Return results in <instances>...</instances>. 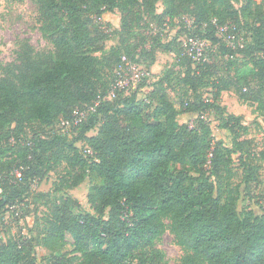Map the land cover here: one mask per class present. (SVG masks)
Instances as JSON below:
<instances>
[{
    "label": "trees",
    "instance_id": "trees-1",
    "mask_svg": "<svg viewBox=\"0 0 264 264\" xmlns=\"http://www.w3.org/2000/svg\"><path fill=\"white\" fill-rule=\"evenodd\" d=\"M35 2L39 29L53 48L38 52L18 42L0 76V208L18 205L33 180L64 164L57 190L90 178L93 212H76L71 196L45 195L42 228L35 237L20 232L0 240V264H40L37 244L49 251V264H164L155 245L167 230L185 251L182 264H264V206L256 212L240 200L260 182L264 146L242 138L243 116L221 103L233 90L264 117V0ZM107 12L120 14V41L110 48L111 24L99 20ZM151 21L181 29L164 41L161 31L149 30ZM230 23L238 25L233 45L218 30ZM243 29L251 41L239 45ZM182 36L208 39L211 58L207 52L198 63L184 55ZM173 50L185 71L152 73L153 82L152 75L131 95L104 99L62 132L74 109L95 104L107 78L109 90L123 55L152 72L157 54ZM186 113L196 116L193 124L179 122ZM210 114L230 131L232 146L215 139ZM67 236L72 249L63 252Z\"/></svg>",
    "mask_w": 264,
    "mask_h": 264
},
{
    "label": "rangeland",
    "instance_id": "rangeland-1",
    "mask_svg": "<svg viewBox=\"0 0 264 264\" xmlns=\"http://www.w3.org/2000/svg\"><path fill=\"white\" fill-rule=\"evenodd\" d=\"M261 3L262 0H255ZM164 8L163 3L158 4V11H162ZM101 23L106 25L110 23L111 27L109 30L110 36L106 41V47L110 48L113 45H118L120 36L117 30L120 29V14L119 12H107L101 18ZM243 20V24L244 19ZM236 27V23H233ZM161 26L156 21H151L149 30L157 29L161 31L164 41H170L175 35L179 33L181 25H177L175 28H169L166 26L165 29L160 28ZM239 41L237 44L245 45L250 40V32L243 29L239 33ZM185 36L180 37V39ZM27 40L36 51L45 52L51 50L52 45L44 39L39 29V23L37 22V6L35 0H0V76L4 74V68L13 61L14 49L16 44L20 41ZM236 44V45H237ZM212 49H207L210 54ZM260 55H263L262 52ZM177 51L172 52H159L157 54V60L155 63V70L158 73H164L168 69H174L179 72L185 71L186 67L177 64ZM242 57V55L240 56ZM219 58V57H218ZM214 59V57H212ZM248 58L245 62H248ZM250 64V63H249ZM251 65V64H250ZM153 66V67H154ZM160 73V74H161ZM158 75V74H157ZM152 80V79H151ZM150 80V81H151ZM155 80L153 75V80ZM109 78L106 79L99 93L102 94L101 100L104 98L109 99L111 93V86L108 89ZM151 82V83H152ZM152 86L141 88L138 93V98L141 99L146 95H149ZM135 90L131 87L128 91L118 92L116 96L122 94L124 97L131 95ZM106 92V93H105ZM203 92L206 97H211L209 89L203 88ZM105 93V94H104ZM112 98V99H113ZM97 101V100H96ZM221 103L224 105L229 113L243 116V123L247 126L246 129H239L242 138L255 139L260 147L264 146V117L256 111V105L251 103H242L238 99V96L233 90L225 91L221 97ZM152 109L155 108V104H152ZM195 115L186 113L178 117L180 123L193 124ZM209 119L212 122L213 135L216 140H222L228 146L233 144V136L230 131L219 127V121L216 119L214 114L209 115ZM97 128L89 132L90 135L95 134ZM62 132H64L62 130ZM79 133L77 130L76 135ZM30 136V135H26ZM78 145L83 147L84 142H79ZM85 147V146H84ZM237 158V155L234 156ZM64 164L59 165L57 170L50 171L41 179L33 180L31 189L25 194L23 200L15 207L4 210L0 208V240L6 242L11 238H15L20 235V232L27 237H35L39 229L42 228L43 218L47 211L45 203V195L50 197H66L71 196L78 201L75 206L76 212H93V209L88 201V193L94 185V181L87 178L79 186L74 189L61 188L57 190V185L60 181V176L63 171ZM237 170L241 173V168L237 163ZM242 177L235 178V182H240ZM95 180V179H94ZM241 204L244 207L253 209L259 212L260 207L264 206V168L260 170V182L252 183L249 191H245L241 195ZM69 244L63 249L64 251H70L72 249V238L67 236ZM156 249H159L164 255V264H182L185 251L178 245L174 239L173 234L167 230L162 237L157 241L155 245ZM35 255L40 264H49V251L40 245L35 247Z\"/></svg>",
    "mask_w": 264,
    "mask_h": 264
},
{
    "label": "built area",
    "instance_id": "built-area-1",
    "mask_svg": "<svg viewBox=\"0 0 264 264\" xmlns=\"http://www.w3.org/2000/svg\"><path fill=\"white\" fill-rule=\"evenodd\" d=\"M183 20L191 24V19L183 18ZM219 33L223 39L233 45L236 41V27L234 24H225L218 26ZM183 47V54L189 56L193 61L203 63L208 60L207 49L212 46L208 39L199 36H189L180 39ZM152 72L139 62L131 60L128 56L123 55L115 69V77L111 85V93L109 99H112L118 92L128 91L131 87L137 89L144 80L152 79ZM106 99V97L104 98ZM101 96L98 97L95 104L87 108L74 109L70 118L64 119L61 123L62 130L69 132L74 127L79 126L91 112L96 110V106L101 102ZM203 118L205 116H202ZM90 152V150H87Z\"/></svg>",
    "mask_w": 264,
    "mask_h": 264
},
{
    "label": "crops",
    "instance_id": "crops-1",
    "mask_svg": "<svg viewBox=\"0 0 264 264\" xmlns=\"http://www.w3.org/2000/svg\"><path fill=\"white\" fill-rule=\"evenodd\" d=\"M155 65V64H154ZM153 65V66H154ZM152 66V73L154 74V75H157V74H160L161 72L159 71L158 73L156 72V70H155V66L153 67Z\"/></svg>",
    "mask_w": 264,
    "mask_h": 264
}]
</instances>
